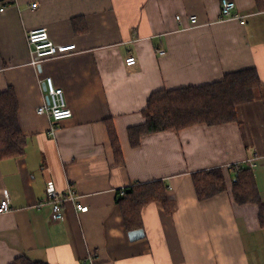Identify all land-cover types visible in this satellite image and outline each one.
<instances>
[{"label":"crops","instance_id":"1","mask_svg":"<svg viewBox=\"0 0 264 264\" xmlns=\"http://www.w3.org/2000/svg\"><path fill=\"white\" fill-rule=\"evenodd\" d=\"M232 1L239 18H221V0H0V92L15 93L27 139L21 156L0 158V199L11 207L0 213V264L18 257L87 264L89 256L94 264H264L258 205L235 201L227 167L264 155V0ZM37 26L77 50L32 64L26 34ZM129 54L134 65L125 63ZM247 68L262 85L236 106L237 120L145 133L131 145L128 128L144 121L153 91ZM45 76L72 111L53 135L49 115L36 111L46 101ZM215 168L225 189L199 199L193 173ZM253 174L264 199V158ZM158 179L169 211L151 201L140 209L141 225L129 229L120 189ZM48 181L60 193L75 190L87 208L66 202L51 219L48 205L35 206ZM137 228L143 237L130 239Z\"/></svg>","mask_w":264,"mask_h":264},{"label":"trees","instance_id":"2","mask_svg":"<svg viewBox=\"0 0 264 264\" xmlns=\"http://www.w3.org/2000/svg\"><path fill=\"white\" fill-rule=\"evenodd\" d=\"M254 68L226 73L217 81L171 89H158L147 98L142 110L144 121L128 128L131 145L137 146L142 134L170 129H182L197 123L208 125L237 120L236 106L251 100L254 90L261 86ZM108 131L115 153L120 156L119 144L111 124ZM26 136L17 120V100L12 89L0 92V158L18 157L24 152ZM196 194L199 199L209 198L225 189L223 174L219 168L193 173ZM118 202L129 229L140 226V209L157 200L169 211L165 183L158 179L134 183L124 188ZM232 195L238 203H256L258 220L264 227V199L261 197L253 169L242 165L234 171ZM11 264H46L18 257Z\"/></svg>","mask_w":264,"mask_h":264},{"label":"built area","instance_id":"3","mask_svg":"<svg viewBox=\"0 0 264 264\" xmlns=\"http://www.w3.org/2000/svg\"><path fill=\"white\" fill-rule=\"evenodd\" d=\"M34 7L35 4L33 3ZM235 8V3L232 0H221L220 2V17L221 18H239L237 14H233L232 10ZM180 15L176 16V19L180 20ZM188 21L191 25H195L198 22V18L195 14L188 15ZM244 20H241L243 22ZM27 43L29 46V52L31 55V63L37 64L43 60L59 57L62 55L73 53L77 50L75 43H56L53 41L45 26H37L28 29ZM160 53H164V50L159 49ZM137 62V58L133 54L127 55L125 58L126 65H134ZM40 85L45 84V95L48 97V102L37 107L38 113H47L51 119V126L49 133L54 134L56 130V122L62 119L68 118L72 115L71 109L67 106L64 91L60 86H57L51 76H45L39 79ZM264 158V155H256L247 157L241 161L231 162L227 165L230 169L236 171L242 165H246L251 169L257 166L258 160ZM124 192V188L120 189V193ZM80 195L73 189H69L67 193H60L52 183L48 181L45 187V196L42 200L38 201L35 206L48 205L50 207V218L57 220L60 218L63 206L66 202H71L77 211L85 210L86 205H83L79 201ZM9 200L4 197L0 199V213L10 210ZM87 264H94L93 259L89 256Z\"/></svg>","mask_w":264,"mask_h":264},{"label":"water","instance_id":"4","mask_svg":"<svg viewBox=\"0 0 264 264\" xmlns=\"http://www.w3.org/2000/svg\"><path fill=\"white\" fill-rule=\"evenodd\" d=\"M43 89H45V84H42ZM46 101L48 102V97L46 96ZM143 229L137 228L129 231V237L130 239H138L140 237H143Z\"/></svg>","mask_w":264,"mask_h":264}]
</instances>
